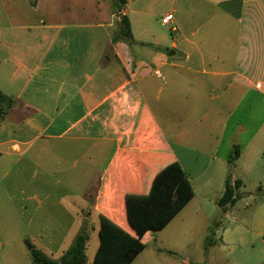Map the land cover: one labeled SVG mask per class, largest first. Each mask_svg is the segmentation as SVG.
Listing matches in <instances>:
<instances>
[{
	"label": "crops",
	"instance_id": "1",
	"mask_svg": "<svg viewBox=\"0 0 264 264\" xmlns=\"http://www.w3.org/2000/svg\"><path fill=\"white\" fill-rule=\"evenodd\" d=\"M122 14L131 46L112 40L111 0H0V89L16 99L0 159L17 155L20 184L32 163L49 177L40 192L72 197L34 208L46 253L85 205L129 229L126 193L167 186L173 162L194 191L186 205L218 202L228 177L238 191L242 175H264V0H127Z\"/></svg>",
	"mask_w": 264,
	"mask_h": 264
},
{
	"label": "rangeland",
	"instance_id": "2",
	"mask_svg": "<svg viewBox=\"0 0 264 264\" xmlns=\"http://www.w3.org/2000/svg\"><path fill=\"white\" fill-rule=\"evenodd\" d=\"M162 29L170 37L175 35L167 26ZM23 165L16 154L0 159V264H31L36 205H72V197L64 192H40L39 182L49 177L32 163L25 165L24 173L30 183L20 184ZM240 178L235 203L223 207L215 199L191 201L145 241V249L130 264H264V175L255 167ZM74 199L76 205L82 203L81 198ZM85 206L84 215L77 212L79 221L62 247L48 252L52 257L60 258L81 230H89L87 256L92 260L99 244V216L94 205Z\"/></svg>",
	"mask_w": 264,
	"mask_h": 264
},
{
	"label": "trees",
	"instance_id": "3",
	"mask_svg": "<svg viewBox=\"0 0 264 264\" xmlns=\"http://www.w3.org/2000/svg\"><path fill=\"white\" fill-rule=\"evenodd\" d=\"M126 3L127 0H111L113 13L118 17L112 40H121L131 46L135 43L131 22L126 14H122ZM15 103V98L0 89V121ZM239 153L240 147L235 145L230 160H235ZM168 170H173L179 178H171L167 186H162V178L157 177L149 192L126 193L125 212L129 229L104 213L99 214V246L92 261L87 256L90 231L81 230L58 259L33 245L30 248L31 264H130L145 249V241L154 232L162 230L194 196L178 163L173 162ZM239 184L238 180L231 183L230 177L227 178L224 193L218 201L221 206L235 203L239 197L236 191Z\"/></svg>",
	"mask_w": 264,
	"mask_h": 264
},
{
	"label": "built area",
	"instance_id": "4",
	"mask_svg": "<svg viewBox=\"0 0 264 264\" xmlns=\"http://www.w3.org/2000/svg\"><path fill=\"white\" fill-rule=\"evenodd\" d=\"M173 19V14L172 13H169V14H166L163 18H162V22L164 24H169Z\"/></svg>",
	"mask_w": 264,
	"mask_h": 264
},
{
	"label": "water",
	"instance_id": "5",
	"mask_svg": "<svg viewBox=\"0 0 264 264\" xmlns=\"http://www.w3.org/2000/svg\"><path fill=\"white\" fill-rule=\"evenodd\" d=\"M32 247V246H31Z\"/></svg>",
	"mask_w": 264,
	"mask_h": 264
}]
</instances>
